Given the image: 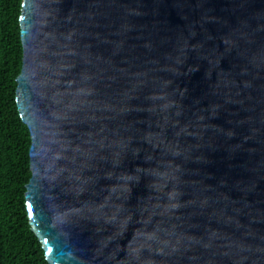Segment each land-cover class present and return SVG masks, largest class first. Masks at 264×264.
<instances>
[{"label":"water","instance_id":"water-1","mask_svg":"<svg viewBox=\"0 0 264 264\" xmlns=\"http://www.w3.org/2000/svg\"><path fill=\"white\" fill-rule=\"evenodd\" d=\"M19 27L48 264H264V0H23Z\"/></svg>","mask_w":264,"mask_h":264},{"label":"trees","instance_id":"trees-1","mask_svg":"<svg viewBox=\"0 0 264 264\" xmlns=\"http://www.w3.org/2000/svg\"><path fill=\"white\" fill-rule=\"evenodd\" d=\"M22 1L0 0V264H48L30 229L24 197L31 177V138L15 101Z\"/></svg>","mask_w":264,"mask_h":264}]
</instances>
